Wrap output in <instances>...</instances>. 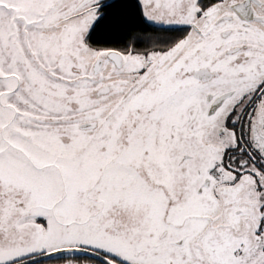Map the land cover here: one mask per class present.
<instances>
[{
    "label": "snow or ice",
    "instance_id": "1",
    "mask_svg": "<svg viewBox=\"0 0 264 264\" xmlns=\"http://www.w3.org/2000/svg\"><path fill=\"white\" fill-rule=\"evenodd\" d=\"M0 264H264V0H0Z\"/></svg>",
    "mask_w": 264,
    "mask_h": 264
}]
</instances>
